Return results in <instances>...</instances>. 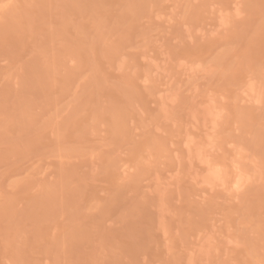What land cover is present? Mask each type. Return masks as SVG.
I'll use <instances>...</instances> for the list:
<instances>
[{"label":"rangeland","instance_id":"1","mask_svg":"<svg viewBox=\"0 0 264 264\" xmlns=\"http://www.w3.org/2000/svg\"><path fill=\"white\" fill-rule=\"evenodd\" d=\"M0 264H264V0H0Z\"/></svg>","mask_w":264,"mask_h":264}]
</instances>
